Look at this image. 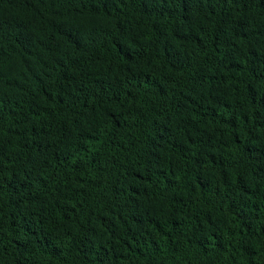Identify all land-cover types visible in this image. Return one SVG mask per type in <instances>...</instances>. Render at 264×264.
<instances>
[{"label": "trees", "instance_id": "obj_1", "mask_svg": "<svg viewBox=\"0 0 264 264\" xmlns=\"http://www.w3.org/2000/svg\"><path fill=\"white\" fill-rule=\"evenodd\" d=\"M0 264H264V0H0Z\"/></svg>", "mask_w": 264, "mask_h": 264}]
</instances>
